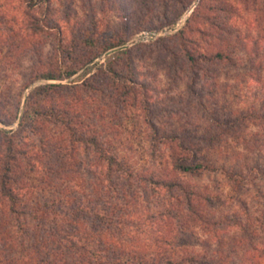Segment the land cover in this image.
Instances as JSON below:
<instances>
[{"label": "trees", "instance_id": "obj_1", "mask_svg": "<svg viewBox=\"0 0 264 264\" xmlns=\"http://www.w3.org/2000/svg\"><path fill=\"white\" fill-rule=\"evenodd\" d=\"M53 1L0 0L1 59H35L20 94L47 82L29 91L22 113L21 102L6 108L0 98V264H233L236 256L239 264H264V241L256 243L250 226L217 225L210 193L184 180L221 168L210 153L238 138L242 121H264V97L260 110L239 116L212 100L227 65L244 67L264 93V0H201L173 45L162 42L174 86L186 87L171 109L154 103L138 71L132 53L142 45H125L175 24L196 0H110L121 14L133 8L125 19L135 26L105 35L93 14L91 28H76L73 1L56 0L68 7L64 32ZM44 35L57 40L46 61ZM113 50L87 79L49 83L91 74ZM162 112L187 120L204 114L212 126L201 132L188 122L181 131L172 120L166 130L157 123ZM132 113L147 132L146 163L128 154L133 144L124 140ZM235 228L244 236L226 240Z\"/></svg>", "mask_w": 264, "mask_h": 264}, {"label": "rangeland", "instance_id": "obj_2", "mask_svg": "<svg viewBox=\"0 0 264 264\" xmlns=\"http://www.w3.org/2000/svg\"><path fill=\"white\" fill-rule=\"evenodd\" d=\"M72 1L73 16L71 18L74 19L72 23H74L76 28L81 23H84L87 28L90 27V20L93 15L95 16L96 28L98 31H102L103 35L107 34V32L109 34L111 31L123 32L125 29L135 26V23L125 19V17H130L133 8H130L125 14H121L118 2L114 4L110 0ZM200 1L196 0L175 24L167 25L157 30L139 32L133 35L125 45L131 48L142 45L141 48L133 51L132 56L138 65V71L142 77L149 81L154 88L153 101L160 108L169 107L171 109L174 107L172 105L174 100L179 98L182 93L184 94L186 89L181 81L178 82V86H174L170 78L171 74L168 72L169 70L166 68V63L162 58L165 54L161 50L162 42L173 45V37L184 28ZM66 11H68L66 5L63 6L56 0L53 1L51 15L54 19L60 21V26L67 33L65 27L70 18H65ZM144 32H156L160 36L155 40L142 42L140 34ZM162 39H165V41H162ZM41 41L43 42L41 46L42 56L44 61H46L48 55L53 52L57 40L54 35H44ZM116 51L113 50L97 60L91 74L85 70H80L68 80L51 81L49 83L66 84L71 81L85 80L96 72L97 67L105 65ZM7 53L8 50H4L3 57ZM33 57L31 54H26L21 56L18 62H13L10 59L3 60L0 57V98L5 102L6 108L17 107V104L21 102L20 112L22 113L25 98L29 91L38 85L47 83L39 81L26 90L23 97L20 94L22 84L28 80L30 66L35 61ZM243 61L244 64L245 62L247 64V57ZM218 70L219 74L212 87L215 93V96L212 97L213 102L219 101V105H226V112H233L235 116H239L243 112L261 109L264 97V93L261 91L262 84L253 79L244 67L236 69L231 67V65H227L221 66ZM137 115L132 113L128 118L124 119V140L133 144V149L128 154L133 155L141 163H146L148 152V144L146 143L147 132L143 125V119L139 116L137 117ZM169 115L167 114L166 116L162 112L158 117V125L166 130L170 129L169 123L172 120L176 122L177 128L181 131L186 129L189 125L188 122L197 123L201 132L205 128L212 126L210 117L204 116V114H195L196 117L192 116L189 120L182 113L172 118ZM220 115L224 117L227 114L221 112ZM242 122L243 129L242 131L240 130L238 138L228 140L227 146L210 153L211 158L218 161L217 165L221 168L215 172H205L198 176L186 177L184 180L210 193L214 202V212L220 217L217 225L220 227L229 225L231 222L227 220L239 221L246 226H250V231L256 235V243H260V241H264V121L247 120ZM18 124L19 119L8 129L15 130L18 128ZM2 127L0 124V128ZM222 169L225 170L223 171ZM230 169L233 170V175L231 176L228 172ZM196 233L199 234V231ZM229 236L243 237L244 234L240 228H235L234 230L230 229L229 233L225 235L226 240L230 238ZM191 243H196V239H192ZM235 260L233 264L240 263L237 256Z\"/></svg>", "mask_w": 264, "mask_h": 264}, {"label": "built area", "instance_id": "obj_3", "mask_svg": "<svg viewBox=\"0 0 264 264\" xmlns=\"http://www.w3.org/2000/svg\"><path fill=\"white\" fill-rule=\"evenodd\" d=\"M160 36V34L156 32H144L140 34V39H142V42H149L151 40H155Z\"/></svg>", "mask_w": 264, "mask_h": 264}]
</instances>
